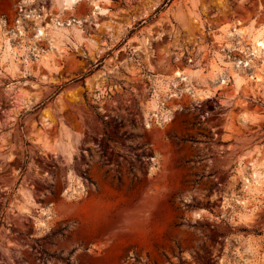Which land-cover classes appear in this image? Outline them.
I'll list each match as a JSON object with an SVG mask.
<instances>
[{
  "label": "rangeland",
  "instance_id": "374dc122",
  "mask_svg": "<svg viewBox=\"0 0 264 264\" xmlns=\"http://www.w3.org/2000/svg\"><path fill=\"white\" fill-rule=\"evenodd\" d=\"M59 1L0 0V264H264V0Z\"/></svg>",
  "mask_w": 264,
  "mask_h": 264
},
{
  "label": "bare ground",
  "instance_id": "6f19581e",
  "mask_svg": "<svg viewBox=\"0 0 264 264\" xmlns=\"http://www.w3.org/2000/svg\"><path fill=\"white\" fill-rule=\"evenodd\" d=\"M60 4L62 5V7L64 8H70L72 7L73 5H75L78 0H60L59 1ZM98 10H100L101 12H108L107 9H104L100 6H96ZM28 16V15H27ZM31 16V15H30ZM58 24L60 23H56V26L57 29H59L58 27ZM48 25V24H47ZM48 26L45 25L44 23V20H40L37 21V24H36V28H35V38L36 39H40V38H43L47 35L48 33ZM57 31V30H56ZM254 37V36H253ZM254 40V44H255V48L260 52H262L264 54V30L263 32H259L257 35H255V37L253 38ZM1 45V44H0ZM9 39H5L4 40V44H3V48L6 47L7 49L9 48ZM3 48L0 47V54L3 52ZM5 48V49H6ZM4 49V50H5ZM6 52V50H5ZM4 52V54H5ZM9 52V51H8ZM7 53V52H6ZM6 55V54H5ZM10 55V54H9ZM6 57V56H5ZM179 74V73H178ZM261 78H258V81H260ZM162 86V85H161ZM255 171V170H254ZM261 176H262V173L261 172H255L253 175H252V178L248 181L250 185V187H254L256 184H260V180H261ZM256 187V186H255ZM260 187V186H259ZM256 190V189H255ZM257 191V190H256ZM248 216V215H247ZM241 217H245V214H243ZM246 218V217H245Z\"/></svg>",
  "mask_w": 264,
  "mask_h": 264
},
{
  "label": "trees",
  "instance_id": "16d2710c",
  "mask_svg": "<svg viewBox=\"0 0 264 264\" xmlns=\"http://www.w3.org/2000/svg\"><path fill=\"white\" fill-rule=\"evenodd\" d=\"M169 4H170V2H169V1H166V2L163 4L162 8H160V9L157 10V13L163 11V10H164ZM151 18H152V17H151ZM151 18H150V19H151ZM150 19H149V20H145V21H141V22H139V23H138V26H136V28H134L131 32L134 33L137 29L141 28L145 23L149 22ZM101 63H102V62H101ZM101 63H100V64L98 63V64H95V65H92L91 69H90L87 73L83 74L80 78H77V79L72 80L71 82H73V83L84 82V80H85L86 77L92 75L95 71H97V70L102 66ZM68 84H70V82H69V83H66V84H64V85H62V86H59V87L57 88V91L55 92L54 95L58 94V92H60V91H61L65 86H67ZM43 105H45V103H43L42 106H43ZM42 106H41V107H42ZM24 169H25V167H24Z\"/></svg>",
  "mask_w": 264,
  "mask_h": 264
}]
</instances>
